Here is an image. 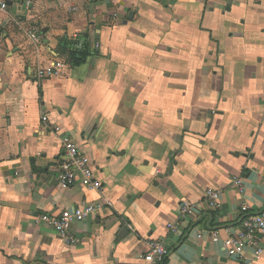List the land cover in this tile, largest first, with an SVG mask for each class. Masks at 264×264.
<instances>
[{
	"label": "crops",
	"instance_id": "0c3cea01",
	"mask_svg": "<svg viewBox=\"0 0 264 264\" xmlns=\"http://www.w3.org/2000/svg\"><path fill=\"white\" fill-rule=\"evenodd\" d=\"M2 2L0 264H145L153 239L170 250L166 264H264L249 248L231 259L222 243L264 211V0ZM65 39L88 41L84 65H69ZM37 60L65 68L39 79ZM52 126L91 159L101 192L60 186ZM184 201L195 216L171 234ZM86 203L104 207L72 224L77 244L37 221Z\"/></svg>",
	"mask_w": 264,
	"mask_h": 264
},
{
	"label": "built area",
	"instance_id": "2783aa9c",
	"mask_svg": "<svg viewBox=\"0 0 264 264\" xmlns=\"http://www.w3.org/2000/svg\"><path fill=\"white\" fill-rule=\"evenodd\" d=\"M0 9L5 11L7 4L2 2ZM27 36L37 50L41 45V38L37 27L28 29ZM65 64L61 60L43 67L37 60V77L39 79H51L61 76ZM44 123H50L49 117H42ZM61 136V145L64 151V161L60 166L58 181L60 186L68 190L77 183L87 189L97 192L102 191L101 182L95 177L91 159L84 153L79 144L61 127H51ZM235 185L242 193L245 190L241 179L235 180ZM205 200L209 208L219 210L221 208V191L209 188L206 190ZM108 205L109 203H105ZM104 203H86L77 207L73 211H64L58 216L41 215L37 221L50 224L63 239L71 244H77L78 240L70 233L73 223H79L85 219L101 212ZM195 205L184 201L181 205V211L178 218L167 224L169 233L177 234L180 232L182 225L195 216ZM214 242L220 239L216 233L212 236ZM264 239V211L259 213H249L243 220L242 228L236 234L228 235L222 240L223 247L231 259H236L244 255L249 248L253 250L255 260H260L264 254L262 240ZM170 250L164 240L153 239L147 242V249L144 255L145 264H166L169 258Z\"/></svg>",
	"mask_w": 264,
	"mask_h": 264
},
{
	"label": "trees",
	"instance_id": "16d2710c",
	"mask_svg": "<svg viewBox=\"0 0 264 264\" xmlns=\"http://www.w3.org/2000/svg\"><path fill=\"white\" fill-rule=\"evenodd\" d=\"M82 42H81V41ZM79 41L64 40L62 54L67 56L68 63L72 68H77L84 65L88 58L91 57V50L87 40L80 39Z\"/></svg>",
	"mask_w": 264,
	"mask_h": 264
},
{
	"label": "water",
	"instance_id": "95a60500",
	"mask_svg": "<svg viewBox=\"0 0 264 264\" xmlns=\"http://www.w3.org/2000/svg\"><path fill=\"white\" fill-rule=\"evenodd\" d=\"M172 168H173V165H170L169 171L166 173V175L164 177H169V176L172 175ZM159 178H163V176L161 175ZM168 186L171 187V188L175 187V185L172 183V181H170V183H168ZM122 234H126V231L123 230Z\"/></svg>",
	"mask_w": 264,
	"mask_h": 264
}]
</instances>
